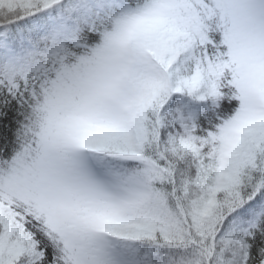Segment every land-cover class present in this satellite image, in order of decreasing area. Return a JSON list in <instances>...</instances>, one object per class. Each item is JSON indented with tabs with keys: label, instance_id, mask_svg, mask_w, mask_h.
<instances>
[{
	"label": "snow or ice",
	"instance_id": "snow-or-ice-1",
	"mask_svg": "<svg viewBox=\"0 0 264 264\" xmlns=\"http://www.w3.org/2000/svg\"><path fill=\"white\" fill-rule=\"evenodd\" d=\"M0 264H264V0H0Z\"/></svg>",
	"mask_w": 264,
	"mask_h": 264
}]
</instances>
